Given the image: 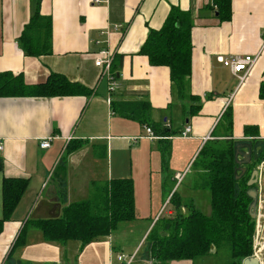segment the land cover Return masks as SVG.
Returning a JSON list of instances; mask_svg holds the SVG:
<instances>
[{
  "label": "crops",
  "instance_id": "crops-1",
  "mask_svg": "<svg viewBox=\"0 0 264 264\" xmlns=\"http://www.w3.org/2000/svg\"><path fill=\"white\" fill-rule=\"evenodd\" d=\"M32 2L0 0V75H19L35 85L56 73L90 93L52 96L28 89L0 94V219L4 180L27 181L11 217L2 223L0 264H123L120 254L134 256L132 264H153L150 244L143 252L139 247L156 220L176 214L174 193L211 213V191L197 188L200 172L193 165L203 145L253 139L260 145L257 151L264 143V0H232L230 20L220 19L212 0H41V13L52 17V52L40 56L27 55L21 46ZM173 7L191 12L194 19L190 91L199 100L174 96L170 68L153 65L141 53L150 30L160 29ZM103 49L113 53L118 72L112 93L96 65ZM258 53L243 83L218 59ZM198 105L199 112L191 114ZM187 126L191 131L183 136ZM44 138H51L50 147H41ZM256 168L260 229L264 159ZM125 178L135 190L136 218L129 222L142 223L132 248L117 245L114 237L126 221L87 244L46 238L42 222L61 218L73 203L98 199L112 181ZM181 210L188 211L184 203Z\"/></svg>",
  "mask_w": 264,
  "mask_h": 264
},
{
  "label": "trees",
  "instance_id": "trees-1",
  "mask_svg": "<svg viewBox=\"0 0 264 264\" xmlns=\"http://www.w3.org/2000/svg\"><path fill=\"white\" fill-rule=\"evenodd\" d=\"M41 0H33V11L21 38V46L27 55L40 56L52 52V17L44 16L40 9ZM216 12L222 20L232 17V0H214ZM194 19L191 12L173 7L160 29H151L141 49L153 65H166L170 68L172 92L184 99L199 100L192 94V29ZM112 71L118 76V72ZM0 94L19 93L26 90L44 95H72L90 93L81 84L71 82L65 76L52 73L45 83L27 85L21 76L8 73L0 75ZM264 98V82L260 88ZM201 105L193 106L191 114H197ZM232 124V113L228 114ZM249 132L250 127L246 129ZM251 143L252 161L246 165L248 171L242 175L240 164L236 160L237 144L232 138L207 141L193 165L199 171L197 188L209 189L212 194L211 215L195 208L193 203L183 202L179 195L173 194L176 214L156 220L146 240L149 241L153 264H168L172 260H195L210 251L211 246L225 243L233 258L232 264H243L244 258L254 253V235L256 220L250 216L249 205L252 198L248 194V180L251 170L264 159V143L260 146L253 139ZM246 150V149H244ZM167 146L162 149L164 164L168 170ZM27 186L23 179L7 178L3 182L4 218L11 217ZM188 208L183 213L181 205ZM135 216V190L130 178L111 182L110 188L99 195L98 199L71 204L65 214L55 220L42 222L48 240L78 239L87 244L93 239L108 235L121 221H132Z\"/></svg>",
  "mask_w": 264,
  "mask_h": 264
},
{
  "label": "built area",
  "instance_id": "built-area-1",
  "mask_svg": "<svg viewBox=\"0 0 264 264\" xmlns=\"http://www.w3.org/2000/svg\"><path fill=\"white\" fill-rule=\"evenodd\" d=\"M214 0H212L213 2ZM214 9H217V5L214 4ZM260 53L252 55V54H236L229 57L219 56L218 59L227 67L231 69L234 75L239 78L240 83H243L247 77L249 76L250 72L254 68L255 64L257 63L258 57ZM114 60V55L110 50L103 49L99 52L98 58L96 59V65L102 69L103 75L108 77L109 80V91L112 93L118 87V81L116 75L112 71V63ZM108 102H111V97L108 98ZM148 135L154 136V133L150 127L146 128ZM191 131V126H187L183 131L182 135L187 136ZM41 147L48 148L51 146V138H44L40 142ZM4 149V143L0 140V150ZM260 234L259 230V221L256 226V233L254 237H258ZM256 247V244L254 245ZM253 256L260 257L258 253L255 251ZM119 260L124 262L123 264H132L134 256H126L124 254H120L118 256Z\"/></svg>",
  "mask_w": 264,
  "mask_h": 264
},
{
  "label": "rangeland",
  "instance_id": "rangeland-1",
  "mask_svg": "<svg viewBox=\"0 0 264 264\" xmlns=\"http://www.w3.org/2000/svg\"><path fill=\"white\" fill-rule=\"evenodd\" d=\"M128 155V153H126ZM206 203L208 204V198L206 199ZM264 210V209H263ZM264 213V212H263ZM124 223L123 226L119 227L114 232V237L117 245H125L127 250L132 248L136 241L141 237V225L142 223L139 222H129ZM258 224V221H257ZM134 226V227H132ZM260 234L258 235L257 239L254 237V252L256 251L260 256L259 259L263 263L264 260V228H260ZM149 245L148 240H144V244L140 245L139 249L143 252L146 246ZM138 249V250H139ZM129 253V252H127ZM233 258L230 256V252L228 247L225 243H222L220 246H211L210 251L202 257L196 258L193 263L194 264H232Z\"/></svg>",
  "mask_w": 264,
  "mask_h": 264
},
{
  "label": "water",
  "instance_id": "water-1",
  "mask_svg": "<svg viewBox=\"0 0 264 264\" xmlns=\"http://www.w3.org/2000/svg\"><path fill=\"white\" fill-rule=\"evenodd\" d=\"M243 148H246L244 150ZM241 156L242 158H239ZM236 160L240 164L242 175L247 171L246 165L252 161V146L248 141H241L237 144L236 149ZM259 180V170L254 169L251 173L250 179L248 180V194L252 198V202L249 205V213L253 219L258 218V207H259V189L257 183ZM243 264H261L260 259L257 256H248L244 258Z\"/></svg>",
  "mask_w": 264,
  "mask_h": 264
},
{
  "label": "flooded vegetation",
  "instance_id": "flooded-vegetation-1",
  "mask_svg": "<svg viewBox=\"0 0 264 264\" xmlns=\"http://www.w3.org/2000/svg\"><path fill=\"white\" fill-rule=\"evenodd\" d=\"M247 171H248V167H247ZM247 171H246V172H247ZM252 171H253V170H251V173H252ZM244 174H245V173H244ZM210 210H211V212H212V208H211V207H210ZM205 214H206V213H205ZM207 215H211V213H210V214H207ZM255 220H256V219H255Z\"/></svg>",
  "mask_w": 264,
  "mask_h": 264
}]
</instances>
